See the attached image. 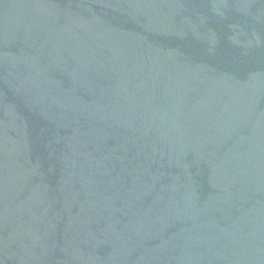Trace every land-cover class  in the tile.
Returning <instances> with one entry per match:
<instances>
[{
    "label": "water",
    "instance_id": "1",
    "mask_svg": "<svg viewBox=\"0 0 264 264\" xmlns=\"http://www.w3.org/2000/svg\"><path fill=\"white\" fill-rule=\"evenodd\" d=\"M0 264H264V0H0Z\"/></svg>",
    "mask_w": 264,
    "mask_h": 264
}]
</instances>
